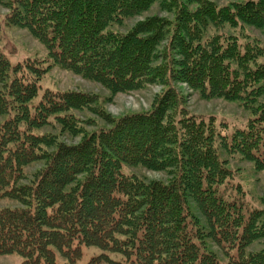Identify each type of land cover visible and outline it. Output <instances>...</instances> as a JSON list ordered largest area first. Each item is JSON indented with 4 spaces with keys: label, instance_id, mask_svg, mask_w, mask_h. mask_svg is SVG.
I'll list each match as a JSON object with an SVG mask.
<instances>
[{
    "label": "trees",
    "instance_id": "1",
    "mask_svg": "<svg viewBox=\"0 0 264 264\" xmlns=\"http://www.w3.org/2000/svg\"><path fill=\"white\" fill-rule=\"evenodd\" d=\"M5 22L26 28L47 57L12 64L0 48V255L19 264H264V210L248 208L220 150L264 169V43L223 32L239 22L264 28V0L218 6L214 0H0ZM158 1L171 18L154 14L127 31L111 29ZM56 65L111 93L165 86L150 109L92 131L74 112L97 95L42 89ZM251 109L243 127L220 134L212 119L193 114L173 85ZM58 123L76 143L39 130ZM42 161L27 182L24 168ZM123 165L166 170L146 180ZM109 253L121 256L111 260Z\"/></svg>",
    "mask_w": 264,
    "mask_h": 264
},
{
    "label": "rangeland",
    "instance_id": "2",
    "mask_svg": "<svg viewBox=\"0 0 264 264\" xmlns=\"http://www.w3.org/2000/svg\"><path fill=\"white\" fill-rule=\"evenodd\" d=\"M214 1L218 6H224L230 2H242L245 0ZM8 12V7L4 2L0 1V48L7 55L10 62L14 64L26 58H46L47 49L26 28L6 24L5 18ZM154 14L168 18L172 17L170 12L162 10L159 2L155 1L147 10L125 18L121 24L111 26V29L127 31L145 17ZM215 32L234 34L242 41L247 40V38H257L264 43V28L241 22L236 26L224 25L220 29L209 27L208 34ZM173 85L183 96L185 100L184 105L188 111L205 119H212L216 130L220 131V134H230L235 128L243 127L247 123L248 118L252 116L251 109L245 107L239 101H230L219 97H203L198 90L189 88L183 82H173ZM41 86L42 89L48 87L54 90H80L97 95L98 99L91 107L74 111L83 120V128L88 132L94 130L96 127L108 126L106 120L97 114L100 109L113 118L127 113L145 111L151 108L156 95L161 94L165 89L164 85L152 82L139 89L111 93V91L101 84L56 65L50 67L41 81ZM39 132L55 135L57 141L65 143H76L81 138V134H68L61 130L58 123L54 122L42 127ZM220 153L223 158H226L228 167L233 171V182L241 184L244 190L243 199L247 207L249 209L260 208L264 210V169H257L253 162L242 158L239 154L231 155L223 150H220ZM42 165V161H34L28 164L24 168V178L21 182L25 183L29 181L32 174L42 167ZM123 171L134 173L146 180L167 181L169 178L166 170H153L142 165H123ZM14 206H18L16 201L0 197V209ZM209 245L224 264L225 259L220 249L211 242H209ZM263 247L264 239H261L252 242L248 249L256 251ZM100 252L101 250L97 247H86L78 263L85 264L92 255H98ZM109 257L114 261L121 258L117 253H109ZM20 261V256L16 254L0 255V264H19ZM100 264L113 263L101 262Z\"/></svg>",
    "mask_w": 264,
    "mask_h": 264
}]
</instances>
